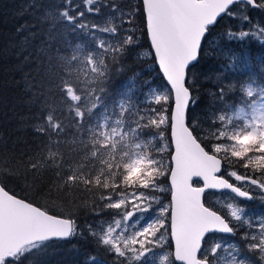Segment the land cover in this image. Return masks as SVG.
<instances>
[{
    "label": "snow or ice",
    "instance_id": "obj_1",
    "mask_svg": "<svg viewBox=\"0 0 264 264\" xmlns=\"http://www.w3.org/2000/svg\"><path fill=\"white\" fill-rule=\"evenodd\" d=\"M248 9L264 0H26L15 53L35 67L21 122L35 139L0 137V264H48L73 240L91 249L81 264H264V207L249 205L264 206V63L227 46L264 47ZM225 17L242 26L210 47L223 64L205 100L192 70ZM138 19L162 87L126 63Z\"/></svg>",
    "mask_w": 264,
    "mask_h": 264
},
{
    "label": "trees",
    "instance_id": "obj_2",
    "mask_svg": "<svg viewBox=\"0 0 264 264\" xmlns=\"http://www.w3.org/2000/svg\"><path fill=\"white\" fill-rule=\"evenodd\" d=\"M45 5H59L62 0H42ZM26 3V0H0V137L10 139L11 143L25 142L31 143L35 138L31 136L27 124L21 122L28 121L31 116L29 88L26 77L34 74L35 67H29L16 53L18 48L17 33L14 29L21 22L19 15L20 7ZM253 11V10H251ZM251 16L254 19L253 14ZM89 19H94L88 17ZM225 27L237 28L241 27L239 21H234L225 17L213 34L209 37L210 44L205 45V51L202 53L199 63L192 70L199 78L198 88L199 95L205 100L207 93L211 90L210 82L205 78V73L211 74L218 64H223V60H214L215 55L210 51V47H215L220 43V34L223 33ZM137 38L139 47L129 54L126 59L127 65L132 67L136 73H142L141 80L151 84H164L162 73L158 65L149 55L150 41L145 34L143 20H137ZM69 40L73 45L77 42L75 35H69ZM226 43V42H225ZM54 47L59 45L53 42ZM235 48L241 57H247L253 65V71L259 72L261 63H264V47L255 41H245L244 43L227 45ZM61 51H64L61 47ZM238 78L239 74H237ZM124 87V77L115 76L110 85V91H116ZM137 87H140L139 83ZM22 184L19 182H10L9 187L16 192L18 196L26 195L21 190ZM56 214L68 215L76 213L75 205H64L62 207L52 209ZM79 219L83 222L84 217L80 215ZM91 249L82 241L73 240L71 243L60 242L59 246L49 249L47 256L48 264H81L84 256ZM100 255H103L100 253Z\"/></svg>",
    "mask_w": 264,
    "mask_h": 264
},
{
    "label": "rangeland",
    "instance_id": "obj_3",
    "mask_svg": "<svg viewBox=\"0 0 264 264\" xmlns=\"http://www.w3.org/2000/svg\"><path fill=\"white\" fill-rule=\"evenodd\" d=\"M251 10H253V11H251ZM248 11L250 12V14H253L254 21L256 23H264V12H260V11L255 10V9H248ZM239 24H240V22H239ZM152 85H153L154 88L163 86L161 84H152ZM162 199L164 200L165 203H167V201L169 199L167 193L162 194ZM212 200H213V202H215V197H212ZM249 205L251 207H254L257 210V212H259L261 210V208L264 207V206L260 205L259 201L249 202Z\"/></svg>",
    "mask_w": 264,
    "mask_h": 264
}]
</instances>
